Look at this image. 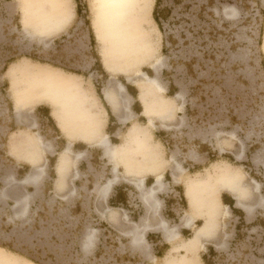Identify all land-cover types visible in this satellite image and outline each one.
<instances>
[{
    "label": "rangeland",
    "instance_id": "obj_1",
    "mask_svg": "<svg viewBox=\"0 0 264 264\" xmlns=\"http://www.w3.org/2000/svg\"><path fill=\"white\" fill-rule=\"evenodd\" d=\"M35 1L0 0V264H203L202 254L209 264H264V0H160L163 31L152 18L155 0H133L130 9L138 19L132 26L139 29L123 32L100 20L95 0ZM53 6L61 17L54 24L63 26L33 29L31 24H50L47 11ZM146 46L152 52L139 58ZM52 69L69 80L47 78L43 71ZM116 81L135 87L142 110L145 104L153 109L150 117H139L140 125ZM96 87L117 100L116 111L105 101L119 120H130L110 138L124 143L130 125L139 136L128 143L123 161L106 156L96 165L78 167L75 158L83 152L70 146L68 175L58 186L49 157L54 152L46 151L54 146L52 131L38 132L36 125L35 108L46 103L37 99L47 98L69 130L97 127L99 145L109 135ZM125 97L126 108L119 103ZM16 99L25 102L19 116ZM159 102L165 107L157 112ZM30 135L44 167L36 185L24 182L37 172L30 163ZM89 158L88 153L83 159ZM141 162L154 163V171H139ZM149 172L163 175L164 188L155 199L148 195L150 185L133 190L129 207H111L103 198V186L115 175L118 185L133 188ZM222 173L239 181L249 215L237 200L235 211L219 206L214 233L200 245L187 236L204 221H196L185 237L167 239L152 230L142 242L135 240L134 223L143 218L178 232L190 213L189 181H199L190 191L193 215L199 209L206 214L208 192ZM156 251L163 256L154 257Z\"/></svg>",
    "mask_w": 264,
    "mask_h": 264
},
{
    "label": "bare ground",
    "instance_id": "obj_2",
    "mask_svg": "<svg viewBox=\"0 0 264 264\" xmlns=\"http://www.w3.org/2000/svg\"><path fill=\"white\" fill-rule=\"evenodd\" d=\"M133 0H95V5L94 9L96 8L100 9V14L102 15V18L100 19L102 22H105L106 25H113L116 26L118 29H120L121 32L124 30H131V29H139L138 27L132 26L136 24V21L138 19V16L130 9L131 5H133L131 2ZM149 9V7H148ZM135 31V30H134ZM134 31L132 32V35L134 37ZM136 38H134L135 40ZM142 47V46H141ZM264 49V46H263ZM144 52L139 55L138 57L143 58L145 55L148 53L152 52V48L150 46H146L144 48ZM40 71V70H38ZM43 71V70H42ZM44 75L47 78L52 79L56 83H65L67 80H69L68 76L66 73L60 71V70H45L43 71ZM145 79L148 84L150 85H156L157 82L154 77H149L145 75ZM116 86L120 89V91L124 92V86L121 84L120 81H116ZM143 92V87H140V94L139 97L142 100V95L141 93ZM104 97L105 100L111 105L112 110L116 111L118 109V102L117 100L112 96L110 91L108 89L104 90ZM38 102H45L48 106H51L52 109V114L55 116L57 123L62 130L63 134L68 137L70 140L73 139L71 130H69L65 125L63 124V121L56 116V111L53 107V104L46 98H38ZM120 105H123L126 108L127 105V98H122V101L120 99L119 101ZM25 105V102H23L20 99H16V102L14 104L15 106V113L19 116L21 113V108ZM165 107L164 103L159 102L158 106L156 107V111H162L163 108ZM153 111V109H150L148 105H144L143 110L141 111L142 115L145 117H150V112ZM161 114V113H160ZM159 115V114H158ZM21 121V119H20ZM90 130L88 133L85 135L87 139H90L91 137L96 136L100 131L98 130L97 127L90 126ZM23 131V130H21ZM76 132V131H75ZM25 133V132H24ZM74 134V133H73ZM139 136V130L137 126L133 125L128 128L127 131V137L124 143L120 144H113L109 141V139L104 136L99 139V145L103 148L104 155L108 156L111 160L114 159H119L123 161V158L126 157V154L128 152V143L134 139H136ZM31 141H29V145L31 146V149L29 148V151L31 153V150L33 151V156L30 158V163L33 164L36 168V173L35 175H30L28 176L24 182H31L32 184L36 185L38 183V178L44 171L43 165H41L39 162V149L37 142H35L34 138L30 135ZM39 140V139H38ZM88 142V140H87ZM40 146H42V143L40 142ZM70 146L71 143H69L58 155L57 162H56V173H57V180H56V185L60 186L65 179V176L67 174V168H68V155L70 152ZM126 163V162H125ZM176 165V164H175ZM138 166V167H137ZM135 168H139L138 170L140 171L141 169L146 168L148 171H154L153 169L155 168L154 163H140L138 164ZM176 167V166H175ZM115 172H117L116 166L113 168ZM178 171V170H176ZM223 180L218 181V185L215 186L214 188L210 189L208 192V199H207V207L208 210L203 218V224L198 226L193 233L191 237L188 238L189 243L192 244H199L205 240L209 239L212 237V234L214 233L215 230V222H214V212L218 210L220 206L219 202V197H218V192L220 189H225L228 192H230L234 198L238 201L237 205H239L247 215L250 214L251 212V207L242 204L241 202V197H242V189L241 185L239 184V181L234 177L233 175L230 174H223L222 173ZM25 178V177H24ZM143 178L141 177L138 179L136 182V185L138 186L139 189L144 188L143 184ZM117 180V176L115 175L112 179H109L106 184L103 186L102 189V195L106 197L111 185ZM199 181H189L185 184V195L186 198L188 199L189 203V209L190 213L186 214L184 218L182 219V224L183 226L189 227L192 220H193V210L195 209V199L192 195V189L196 186V184ZM164 188V184L161 180V174H157L155 176L154 183L149 186V191L148 195L150 197L154 198V195L160 191H162ZM146 192V193H147ZM143 196V195H141ZM145 198V196H143ZM148 198V197H147ZM148 200V199H147ZM153 204V203H152ZM217 214V213H216ZM134 234H135V240L137 242H142L144 233L148 229H155L154 226H150L147 221L144 219L141 223H134ZM156 229H159L167 239H170L172 237L178 236V232L176 230V227L168 228L167 224L165 222L162 223V225L156 227Z\"/></svg>",
    "mask_w": 264,
    "mask_h": 264
},
{
    "label": "crops",
    "instance_id": "obj_3",
    "mask_svg": "<svg viewBox=\"0 0 264 264\" xmlns=\"http://www.w3.org/2000/svg\"><path fill=\"white\" fill-rule=\"evenodd\" d=\"M35 2L38 3L39 1L37 0ZM47 3L54 5V4L57 3V0H48ZM37 13H39L38 7H36V10L33 13V15H37ZM47 13H48L49 21H51L50 24H48L46 27L45 26H42V27L35 26V28L31 24V27L33 29H36V30L41 31V32H45V31L48 32L49 30L61 28L63 26V25H60L61 24L60 22H58L57 25L54 24L55 21H56V19H60L61 18L60 15H56L54 13V6L52 7V9H48ZM24 16H26V15H23L22 16V19L23 20H24V18H23ZM71 17H69V19ZM30 20H32V19H30ZM68 20H66V22ZM126 84L130 85L127 82H126ZM123 86L125 88V95L127 96L128 99H131V103H129V111L131 113H133L135 117H137L136 124L137 125H140V120H138V119H139V117L144 118V115H142V113H141V111H142V105L140 104V102L137 99V93L134 90H133L134 92H132V93L130 91H128V89H127V87H126L125 84H123ZM130 86H133V85H130ZM133 88H135V87L133 86ZM133 93H135V96H134ZM100 94H101V96H100ZM100 94L97 92V87H96L95 88V97L104 106L103 107V110H104V113H105V117H104L105 118V120H104V127H105V129H108L107 130L108 132L106 134L109 135L107 137L109 138V141L111 143L118 144L117 142L113 141L110 138V136H112V138H114L113 137V134L114 133H117V132L118 133H121L122 132V129L124 127H127V125L129 124L130 120L129 119H126L125 121L119 120V117H117L112 112L111 107L105 101V99L103 97V93L101 92V90H100ZM136 101L139 104L138 109L137 108H134V104H135ZM35 115H36V125H37V128H38V132L40 131V129H47L48 131H52V134H53L51 136V139H52V142L54 143V146L52 147L48 143L50 145V148L49 149H46V151H48V152L49 151H53L54 152V153H49V157H52V164L51 163L50 164H51V168L53 170L52 172L54 173V175L56 174V167L55 166L53 167V165L55 164V162L53 163V161H55L58 158V157H55V154L57 155V153H60L69 143H71V149H72L73 152H75V153L83 152L81 155H79L78 157L75 158V162H77L78 167L79 166H82V165L87 166L88 164H90V165H92V164L93 165H96V161L98 159H100V158H107L103 154L102 148L99 147V145L97 144V138L96 137H91L90 139H87L85 137V135L87 134V129H82V130H78V131H76V129H73V130H71L73 139L70 140L68 137H66L63 134V132L61 131L59 125L56 123V121H55V119L53 117V114L51 112V108L48 105L42 104V105L36 106V108H35ZM104 127H103V130H104ZM38 136L39 137H42L39 133H38ZM87 140H88V142H87ZM88 153L90 155V158H89L90 160L86 161L83 158ZM22 161L25 162V164H29L30 165V163L28 161H25V160H22ZM56 162H57V160H56ZM30 166H33V165H30ZM34 171L36 172L35 167H34ZM78 171H80V170H78ZM69 172H70V169H69ZM164 173H166V172L164 171ZM155 176L156 175L150 174V172H149V174H147V175L144 176V178H143L144 188L147 185H150L151 186L154 183ZM56 177H57V175H56ZM162 177H163V175L161 174V178ZM220 180H223L222 174L220 176ZM127 184H130V183H127ZM137 188L138 187L131 188V187H129V185H121V184L118 185V183L114 182L111 185V188L108 191L106 197H103V198L106 200V202L111 207H116L118 205H122L123 207H129V206H131L130 203H129L130 196L134 193L133 192L134 189L135 190H138ZM223 189H222V191H219L220 207H222V208H228V210H231V206L229 205V203L232 200L233 201L232 207H234L235 200L236 199L234 198V196L230 192H228L225 189L223 190ZM140 190H142V189H140ZM160 192L156 193L154 195V197L157 194H159ZM197 192H198V190L196 191V196H198L199 200H202L203 197L200 194L202 191H199L198 194H197ZM141 198H142V196H141ZM223 199H225L226 201L224 202ZM236 205H237V201H236ZM169 206L166 205V207L168 208V210H170L169 209L170 208ZM157 209H158V206H155V208L153 210L158 211ZM202 210L203 209H199L198 210L199 212H201V213L198 212V215H193V220H192V222H191V224H190L189 227H187V226H181V227L178 228V233H179L178 236L180 235V236L185 237V235H190L191 234L190 233L191 231H189V230H190L191 226L194 225V223L196 221L197 222L198 221H202L203 222V218L205 216L204 215L205 213ZM241 210L243 212H245L243 209H241ZM132 214L134 215L133 216L134 219L138 218V216H139V214H137V213L135 214L134 211H132ZM144 219L146 220V218H143L142 221ZM149 225L150 226H153L151 224H149ZM199 225H201V224H198V226ZM152 230L156 231V230H159V229H150V230H147L144 234L147 235L149 232H152ZM158 232H160V231H158ZM189 237L190 236H187V238H189ZM205 240H203V241H205ZM162 256H163V253L162 252L159 253L158 251H156V253L154 255V257H156V258L157 257L158 258H161ZM201 256H200V258H201ZM201 261H202L203 264H205L203 262L202 258H201Z\"/></svg>",
    "mask_w": 264,
    "mask_h": 264
},
{
    "label": "trees",
    "instance_id": "obj_4",
    "mask_svg": "<svg viewBox=\"0 0 264 264\" xmlns=\"http://www.w3.org/2000/svg\"><path fill=\"white\" fill-rule=\"evenodd\" d=\"M159 4H160V0H155V5H154L153 10H152V18H153L154 22L157 24L158 28H159L161 31H163L162 23H161V19H164V18H165V9H160V8H159ZM165 49H166V47L163 46V50H164V51H165ZM124 84L126 85L128 91H130L131 93L135 91V89H134L132 86H130V85L126 84V83H124ZM133 90H134V91H133ZM97 92L100 94V89H99V87H97ZM135 92H136V91H135ZM133 94H134V96H135V93H133ZM100 96H101V94H100ZM134 106H138V107H139V104H138L137 101L135 102ZM134 108H135V107H134ZM137 109H138V108H137ZM111 118H112V117H111ZM51 163H52V162H51ZM223 201L225 202L226 200L223 199ZM229 205L231 206V209H232L233 211H235L234 207H232V205H233V201H232V200H231V202L229 203ZM239 213L242 214L241 212H239ZM208 251H209L210 253L213 252V250H212L211 247H208ZM201 258H202V260H203V262H204L205 264H209L208 255H207V254H202Z\"/></svg>",
    "mask_w": 264,
    "mask_h": 264
}]
</instances>
